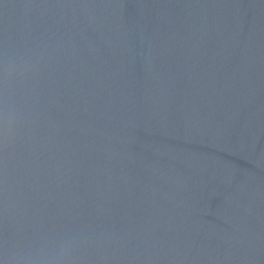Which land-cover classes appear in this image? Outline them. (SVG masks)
Here are the masks:
<instances>
[{
	"label": "water",
	"instance_id": "obj_1",
	"mask_svg": "<svg viewBox=\"0 0 264 264\" xmlns=\"http://www.w3.org/2000/svg\"><path fill=\"white\" fill-rule=\"evenodd\" d=\"M0 264H264V0H0Z\"/></svg>",
	"mask_w": 264,
	"mask_h": 264
}]
</instances>
